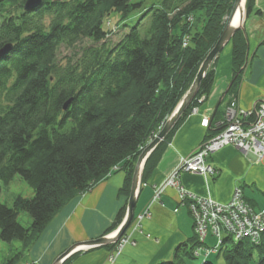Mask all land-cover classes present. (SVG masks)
Listing matches in <instances>:
<instances>
[{
    "label": "trees",
    "instance_id": "16d2710c",
    "mask_svg": "<svg viewBox=\"0 0 264 264\" xmlns=\"http://www.w3.org/2000/svg\"><path fill=\"white\" fill-rule=\"evenodd\" d=\"M236 1L162 0L128 25L140 6L134 0H42L32 10L27 0H0V51L11 46L0 55V181L7 186L20 175L34 191L32 197L18 195L12 206L0 200V239L18 240L23 249L5 264L19 262L66 204L120 169L126 172L120 193L128 199L141 152L190 88ZM254 3L246 0L247 15ZM115 25L129 28L117 41L109 39ZM230 43L228 93L248 61L244 29ZM61 47L76 49L64 60ZM215 60L190 106L147 158L142 184L186 117L209 96ZM126 210L127 201L107 233L121 224ZM22 211L30 213L31 226L19 222ZM205 245L196 234L177 247L172 261L158 264H187ZM218 253L226 264H252L256 255V264H264V231L259 241L226 234Z\"/></svg>",
    "mask_w": 264,
    "mask_h": 264
},
{
    "label": "crops",
    "instance_id": "0c3cea01",
    "mask_svg": "<svg viewBox=\"0 0 264 264\" xmlns=\"http://www.w3.org/2000/svg\"><path fill=\"white\" fill-rule=\"evenodd\" d=\"M254 2L253 10L245 15L244 20L248 61L240 81L227 92L233 79V44L228 43L216 57L215 79L209 96L186 117L168 143L153 174L141 185L135 219L147 208L150 216L144 218L139 227H135L133 220L127 233L135 244H126L116 257L115 264L172 261L177 247L188 243L196 235L194 216L188 203L180 200L176 188H167L157 201H152V197L156 185L176 169L182 157L190 155L217 133L225 119L226 108L234 97L240 108L253 111L249 120L256 117L258 108L264 103V0ZM204 117L210 118L207 128L202 125ZM208 160L218 168V173L212 177L180 172V182L189 192L227 203L235 189L241 188L246 200L254 208L260 206L253 189L257 186L264 190L263 161L259 162L253 153H245L233 144L214 152ZM125 179V170H117L90 191L71 200L31 247L23 251L16 264H53L73 244L109 234L107 231L119 210L128 202L127 197L120 193ZM111 251L108 246L85 249L75 253L69 264H109ZM186 263L194 264L188 260Z\"/></svg>",
    "mask_w": 264,
    "mask_h": 264
},
{
    "label": "built area",
    "instance_id": "2783aa9c",
    "mask_svg": "<svg viewBox=\"0 0 264 264\" xmlns=\"http://www.w3.org/2000/svg\"><path fill=\"white\" fill-rule=\"evenodd\" d=\"M187 44V42L185 43ZM253 111L240 108L236 99H232L225 112V119L220 124L221 130L205 140L190 155L182 157L174 171L160 184L156 185L153 201L160 199L169 187H174L179 192L182 202H187L194 216V227L201 243H206L212 233L216 237L215 247H204L196 250L195 254L208 258L213 252H218L224 235L240 240L249 237L253 241H259L264 231V209L254 211L243 197L241 188H236L231 200L227 203L216 201L211 197H202L190 193L181 187L179 174L189 171L205 176L216 175L218 168L208 158L214 152L233 144L245 153H253L256 159L264 160V103L257 110L256 117L249 120ZM210 118L204 117L202 125L208 127ZM118 167L114 168V171ZM185 190V191H184ZM150 216L147 208L135 219V227L141 225V221ZM134 243L131 235L127 232L121 237L119 243L112 250L109 264H115L116 257L121 253L124 246Z\"/></svg>",
    "mask_w": 264,
    "mask_h": 264
},
{
    "label": "water",
    "instance_id": "95a60500",
    "mask_svg": "<svg viewBox=\"0 0 264 264\" xmlns=\"http://www.w3.org/2000/svg\"><path fill=\"white\" fill-rule=\"evenodd\" d=\"M41 3L42 0H27L26 9L32 10L38 7ZM238 9L240 12V17L238 23L236 24L233 22V19ZM245 15H246V0H237L232 10V13L228 18V23L226 28L224 29L223 33L221 34V36L219 37L218 41L215 43L213 48L207 54L206 58L201 63L199 70L190 88L184 94L181 101L178 103V105L176 106L170 117L167 119L161 131L147 144V146L141 152L132 178V185H131L130 195L128 197L126 214L121 224L109 234L103 235L101 237L92 240L73 244L65 252L60 254L53 264H64V262L69 257L85 249L114 244L118 242L121 239V237L127 232L134 218L135 208L138 202L140 188L142 185L143 169L147 158L150 156L152 151L157 147V145L162 140H164V138L167 136L170 130L177 124V122L182 117L183 113L190 106V104L192 103V101L194 100V98L196 97V95L200 90L202 80L206 76L209 68L211 67L216 57L223 51L225 46L228 43H230L233 35L238 30L244 29ZM10 49L11 46H5L4 48L1 49L0 55L6 54ZM69 105L70 102L67 101L64 105V109H67Z\"/></svg>",
    "mask_w": 264,
    "mask_h": 264
},
{
    "label": "rangeland",
    "instance_id": "374dc122",
    "mask_svg": "<svg viewBox=\"0 0 264 264\" xmlns=\"http://www.w3.org/2000/svg\"><path fill=\"white\" fill-rule=\"evenodd\" d=\"M134 1L135 2H139L140 6L136 10H134L132 12V14L130 15V17L125 22L128 25H134L137 22L139 23L142 20L141 19L142 18L141 16L143 15V13H145V11H147L148 9H150L149 13H151L152 12V9L151 8H153L155 6H159L160 5V2L162 0H134ZM117 17H118V14H113L112 15L111 22L113 24L116 23L115 20L117 19ZM144 20H145V18H144ZM142 23L144 24L145 22L142 21ZM128 30H129L128 27H121L120 25H118V26L115 25V27H113V31H112L109 39L114 40V41H117ZM89 42H90L89 40L84 39L83 44H87ZM80 46H81V44L77 45L76 48L77 47L79 48ZM76 48L69 49V48H66V47H61V49H60V57L64 58V60H66L67 59V56L72 55V52H74V50ZM228 91H229V88H228ZM263 163H264V160H263ZM202 175H204V174H202ZM212 176L213 175H211V177ZM181 187L183 189H185L186 191H188L182 185V183H181ZM0 189H1V191H0V200L3 203H6L9 206H12L14 204V200H15V198L18 195H22L24 197H32L34 195V191H33L32 187L24 179H22V177L20 175H16L14 177V179L10 182V184L7 185V186L4 185L0 181ZM253 190L255 191V193L257 195V199L259 201L260 206L261 207H264V190H261L257 186H255V189H253ZM198 196H200V195H198ZM202 197H208V196H202ZM152 199H153V197H152ZM249 205H250V203H249ZM260 206L257 205L255 208L256 209H260L261 208ZM251 208L254 211H256V212L262 211V209L256 210L252 206H251ZM18 220H19V222L22 225H24L26 227H29L32 224V217H31L30 213L27 212V211H22L19 214ZM216 242H217L216 237H214L212 235V233H211L209 235V237L207 238V241H206V245L205 246L213 247ZM21 245H22V243L20 241H18V240H14L11 243H8V242H4V241H2L0 239V264H5L9 258H11L17 252H19L21 250ZM202 256H204V255H202ZM257 259H258V256L256 255L255 258H254V261L252 262V264H256ZM208 260L212 264H226V261L224 260L223 256L222 255H219L218 252H213L212 255H211V258L208 259ZM188 261L190 263H193L194 262V264H202L205 260H204V257L199 256V257H196L195 259H188ZM26 264H35V263L34 262H27Z\"/></svg>",
    "mask_w": 264,
    "mask_h": 264
},
{
    "label": "bare ground",
    "instance_id": "6f19581e",
    "mask_svg": "<svg viewBox=\"0 0 264 264\" xmlns=\"http://www.w3.org/2000/svg\"><path fill=\"white\" fill-rule=\"evenodd\" d=\"M239 17H240V12H239V9L237 10V12H236V14H235V16H234V19H233V22L234 23H238V21H239ZM195 79V78H194ZM194 81V80H193ZM204 126V125H203ZM204 127H206V126H204ZM207 128V127H206ZM213 136V135H212ZM211 136V137H212ZM210 138V137H209ZM189 172V171H188ZM193 173V172H192ZM120 241V240H119ZM119 241L118 242H116L117 244L119 243Z\"/></svg>",
    "mask_w": 264,
    "mask_h": 264
}]
</instances>
